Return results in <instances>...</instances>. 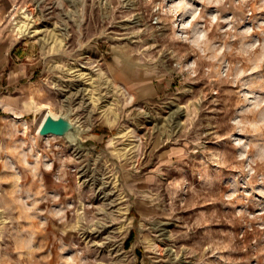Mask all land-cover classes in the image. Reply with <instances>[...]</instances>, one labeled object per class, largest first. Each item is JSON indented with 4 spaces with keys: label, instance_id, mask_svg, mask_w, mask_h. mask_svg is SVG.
<instances>
[{
    "label": "rangeland",
    "instance_id": "obj_1",
    "mask_svg": "<svg viewBox=\"0 0 264 264\" xmlns=\"http://www.w3.org/2000/svg\"><path fill=\"white\" fill-rule=\"evenodd\" d=\"M22 9L38 34L12 30ZM6 16L26 69L0 109V264H264V0ZM49 114L85 130L80 151L39 135Z\"/></svg>",
    "mask_w": 264,
    "mask_h": 264
},
{
    "label": "crops",
    "instance_id": "obj_2",
    "mask_svg": "<svg viewBox=\"0 0 264 264\" xmlns=\"http://www.w3.org/2000/svg\"><path fill=\"white\" fill-rule=\"evenodd\" d=\"M14 0H0V109H5L9 95L3 92L4 88H16L19 84L25 63L18 62L15 41L5 28L6 14L13 7ZM13 96V95H12Z\"/></svg>",
    "mask_w": 264,
    "mask_h": 264
},
{
    "label": "bare ground",
    "instance_id": "obj_3",
    "mask_svg": "<svg viewBox=\"0 0 264 264\" xmlns=\"http://www.w3.org/2000/svg\"><path fill=\"white\" fill-rule=\"evenodd\" d=\"M30 15L28 13V9H22L20 11L19 16H15L13 19V31H15L16 33H20L22 35H36L38 34L40 31L37 28H33V25L31 24L30 21ZM178 115V110H175L173 112H170V116H169V120L173 121L174 123L177 122L175 121V118ZM85 132V130L83 128H81V131H79L78 133H76L75 135H72L69 139L71 141V144L74 145L75 149H77L78 151H80L81 146L79 139L81 138V135ZM97 180V179H96ZM98 183H97V187H100L99 190V194H103L104 196L108 197L109 193L106 192V183L107 181H101L98 178ZM107 227V225H103L98 227V230L96 231L97 233L101 232V229H105ZM41 236L48 240L46 243H50L51 241L56 244L58 243V239H56L55 237H53V239L51 240L52 236L50 235L49 232L45 231V228H42L41 230Z\"/></svg>",
    "mask_w": 264,
    "mask_h": 264
},
{
    "label": "water",
    "instance_id": "obj_4",
    "mask_svg": "<svg viewBox=\"0 0 264 264\" xmlns=\"http://www.w3.org/2000/svg\"><path fill=\"white\" fill-rule=\"evenodd\" d=\"M39 135L41 137H48L55 135L60 137H67L68 140L72 135L81 131V126L73 121L68 114L63 116H56L49 114L41 124Z\"/></svg>",
    "mask_w": 264,
    "mask_h": 264
}]
</instances>
